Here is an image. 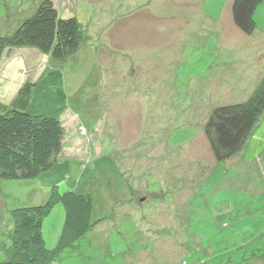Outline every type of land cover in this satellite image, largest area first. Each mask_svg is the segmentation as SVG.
I'll use <instances>...</instances> for the list:
<instances>
[{
  "label": "rangeland",
  "instance_id": "374dc122",
  "mask_svg": "<svg viewBox=\"0 0 264 264\" xmlns=\"http://www.w3.org/2000/svg\"><path fill=\"white\" fill-rule=\"evenodd\" d=\"M43 0H0V37L13 35ZM74 17L81 41L63 62L64 149L30 180H0V264L15 208L44 204L113 161L132 194L51 264H264V113L233 161L215 163L204 126L220 106L247 100L264 76V3L251 35L232 0H51ZM37 49L12 48L0 64V104L49 69ZM64 106V105H63ZM64 210L42 220L53 250ZM3 248L5 250H3Z\"/></svg>",
  "mask_w": 264,
  "mask_h": 264
},
{
  "label": "trees",
  "instance_id": "16d2710c",
  "mask_svg": "<svg viewBox=\"0 0 264 264\" xmlns=\"http://www.w3.org/2000/svg\"><path fill=\"white\" fill-rule=\"evenodd\" d=\"M264 0H232L230 15L234 27L251 35L254 13ZM81 41L74 17H62L51 0H43L13 35L0 37V62L12 48L30 47L47 57L49 69L33 83L21 87L10 106L0 104V180H30L50 170L64 149L65 128L58 109L81 110L85 84L68 101L64 92L62 65ZM64 105V106H63ZM264 113V76L244 102L215 108L204 126L215 163L233 161ZM61 194H51L44 204L11 211V244L5 250L7 263L51 264L65 250L83 238L110 209L132 194L113 161L101 157L94 169L80 177ZM60 203L64 223L53 250L44 247L42 220Z\"/></svg>",
  "mask_w": 264,
  "mask_h": 264
},
{
  "label": "crops",
  "instance_id": "0c3cea01",
  "mask_svg": "<svg viewBox=\"0 0 264 264\" xmlns=\"http://www.w3.org/2000/svg\"><path fill=\"white\" fill-rule=\"evenodd\" d=\"M8 52H9V51H8ZM8 52H7V53H8ZM4 56H5V54L3 55V57H4ZM3 57H2V59H3ZM2 59H1V61H2ZM0 64H1V62H0ZM35 81H36V80H34V81H32V82H35ZM15 96H16V95H15Z\"/></svg>",
  "mask_w": 264,
  "mask_h": 264
},
{
  "label": "water",
  "instance_id": "95a60500",
  "mask_svg": "<svg viewBox=\"0 0 264 264\" xmlns=\"http://www.w3.org/2000/svg\"><path fill=\"white\" fill-rule=\"evenodd\" d=\"M2 264H12V263H2ZM17 264H20V263H17Z\"/></svg>",
  "mask_w": 264,
  "mask_h": 264
}]
</instances>
